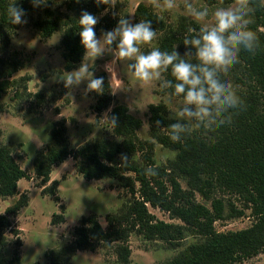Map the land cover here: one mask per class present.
Listing matches in <instances>:
<instances>
[{
	"label": "trees",
	"instance_id": "obj_1",
	"mask_svg": "<svg viewBox=\"0 0 264 264\" xmlns=\"http://www.w3.org/2000/svg\"><path fill=\"white\" fill-rule=\"evenodd\" d=\"M51 1L48 0L46 6L35 8L32 0H16V5L23 8L26 15L37 13L33 17V25L43 37H50L56 31L63 33L65 70L71 71L84 59L78 24L81 12L88 11L97 16L109 7L103 4L97 6L95 0H70L69 11L63 12L51 8ZM12 2L0 0V50L1 43L9 42L11 33L19 26L12 25L7 15L8 6ZM263 15L264 9L258 8L254 14V23L250 25L259 36V49L255 55L242 51L240 63L226 77H222L237 86V94L244 102L242 108L233 112L231 123L207 136L201 131H194L182 142H173L168 136V127L175 121L170 119L165 104L160 102L149 105L152 137L176 151L175 158L167 164L159 165L155 162L152 156L154 141L140 140L138 130L143 121L131 114L124 104L113 106L109 112V117L115 115L118 118V126L113 129L120 140L98 138L72 150L65 123L57 121L54 124L51 130L53 143L34 158V170L43 185L50 181L53 166L71 156L77 161L78 172L85 178L117 179L130 192L131 197L116 213L107 214L108 229L103 228L94 213L82 217L75 228V238L70 243L46 252L50 264H70L78 250L94 251L100 244L108 242H119L116 246L119 261L131 264L128 240L133 232L146 240H163L172 247L182 245L188 235L195 236V241L180 249L170 259L156 264H233L264 252V33L260 29L264 24ZM134 17V23L140 20L151 21L153 29L159 34L157 48L169 53L176 50L181 56L187 51L183 44L184 38L198 32L200 28L193 20L188 25L183 23L174 28L144 3L137 6ZM119 19L103 15L98 23L107 20L106 26L114 29ZM18 66V61L12 67L7 62L2 64L0 76L6 79L0 91L4 90L7 78L18 70ZM98 77L104 79V92L97 95L94 105L95 112L100 114L110 106L113 93L107 72L99 73ZM165 77L172 79L170 72ZM167 91L170 93L172 89ZM138 151L143 152L142 162L134 159ZM122 154L128 156L126 166L121 165ZM149 168L157 174L146 175ZM130 172L134 175H130ZM180 177L186 179L188 188L182 186ZM22 178H29L28 172L17 162L11 148L0 141V197L20 194L16 202L7 207L4 214H0L2 236L3 231L12 226L9 216L17 215L28 205L27 192L20 193L18 188ZM58 184V180H53L43 190L52 188L51 193H55ZM219 191L235 195L243 207L238 208L230 200L215 196ZM197 192L211 199V207L196 199ZM149 206L168 212L182 223L159 219L150 211ZM244 207L250 208L256 217L250 227L226 232L216 229V220L242 215ZM63 221L62 214H54L53 223ZM19 261L20 255L16 250L7 264H18Z\"/></svg>",
	"mask_w": 264,
	"mask_h": 264
},
{
	"label": "rangeland",
	"instance_id": "obj_2",
	"mask_svg": "<svg viewBox=\"0 0 264 264\" xmlns=\"http://www.w3.org/2000/svg\"><path fill=\"white\" fill-rule=\"evenodd\" d=\"M70 0H52L51 8L68 12ZM182 4V0H177ZM144 3L150 6L157 14L162 16L168 25L178 28L180 24H187L192 18L185 15L182 7L172 12H161L154 9L149 0H117L114 7L108 8L96 17L103 16L119 18L125 16L134 23V13L137 6ZM193 3L207 6L213 9L216 0H193ZM227 2L225 4H230ZM264 9V8H263ZM37 13L26 15L27 24L19 25L10 35L9 42H2L0 50V72L4 62L9 66L18 61L20 66L7 78V85L0 91V141L9 146L12 154L25 169L29 178H22L18 182L19 192H27L28 205L23 207L17 215H10L12 226L0 232V264H7L17 250L20 255L18 264H50L46 252L51 249H59L70 243L75 238V228L80 224L84 216L96 214L104 229H108L106 216L116 213L130 197V192L122 187L117 179L103 177L99 179H87L77 170V161L68 157L64 162L54 165L50 181L43 185L41 178L34 170V158L38 152L46 150L52 143L51 130L57 121H63L67 127L69 146L72 150L93 142L98 138L120 140L114 133V129L107 120L113 106L124 104L129 112L142 121V127L138 130L140 140H153V159L159 165L167 164L176 156V151L156 141L150 132V104L164 103L168 115L171 111L180 107L179 100L169 103V92L160 87L159 82H153L149 86L138 84L128 73L126 65L117 62L112 75L107 72L111 83L113 99L110 106L100 114H97L94 105L97 93L85 94L87 82L81 83L77 88L66 89L59 82V75L78 69L81 62L71 71L65 70L62 44V32L56 31L50 37H43L33 25V17ZM264 19V15H263ZM194 21V20H193ZM107 20H103L95 26L97 38L104 31H110ZM264 33V24L260 27ZM159 34L151 46L142 47L147 53L152 48L158 47ZM114 57L105 54L103 57L90 60L84 57L89 72H93V78L104 70V65L110 63ZM0 76V88L3 80ZM166 79V77H165ZM110 110V111H109ZM143 152L138 151L134 159L142 162ZM134 175L133 172L129 173ZM184 188H188L187 181L180 177ZM53 180L59 184L55 193L52 188L44 191L45 186L51 185ZM20 194L0 197V214H4L6 208L13 205ZM215 196L230 200L238 208L243 203L235 195L226 192H216ZM196 199L211 207V199L196 193ZM63 207V208H62ZM149 209L159 219L167 222L182 223L180 219L172 218L166 211L149 206ZM242 215L227 216L215 221L218 231L226 232L250 227L256 220L250 208H245ZM228 211V205L226 208ZM62 214L64 221L53 223L54 214ZM58 218V217H57ZM15 231H18L15 232ZM195 236L188 235L182 245L172 247L167 242L146 240L138 233H131L129 246L131 248V264H156L170 259L180 249L195 241ZM119 242L100 244L96 250H78L71 258L70 264H122L116 253ZM233 264H264V252L235 262Z\"/></svg>",
	"mask_w": 264,
	"mask_h": 264
},
{
	"label": "clouds",
	"instance_id": "obj_3",
	"mask_svg": "<svg viewBox=\"0 0 264 264\" xmlns=\"http://www.w3.org/2000/svg\"><path fill=\"white\" fill-rule=\"evenodd\" d=\"M47 3L48 0H32L34 8ZM95 3L112 8L117 0H95ZM149 3L154 9L166 13L182 7L185 15L200 25L198 32L184 38L187 51L183 56L176 50L169 53L156 47L147 53L141 50L151 46L157 38V31L150 20L133 23L131 19L120 16L114 29L102 32L97 38L95 26L98 18L82 11L78 24L84 57L95 61L111 54L114 59L104 65V70L111 75L116 72L119 62L126 65L128 73L138 84L149 86L159 82L162 89H172L169 103L177 100L180 103L178 109L171 111L170 119L175 122L168 127V136L173 142H182L194 131H201L207 136L231 123L233 112L242 108L244 102L237 94V86L222 77H226L240 63L242 51L255 55L259 49V36L250 25L254 23L255 11L264 8V0H232L227 5L225 0H216L211 10L193 3V0H182V4L177 0H149ZM7 15L12 25L28 22L25 10L16 5V0L8 6ZM169 72L172 79H165V74ZM85 81V94H103V77L93 78V72H89L84 59L78 69L59 75V82L69 90ZM107 120L113 128L118 126L115 115L107 116ZM159 123L157 121V125ZM128 160L126 154L121 155L122 166H126ZM156 174L152 168L146 170L148 176Z\"/></svg>",
	"mask_w": 264,
	"mask_h": 264
}]
</instances>
